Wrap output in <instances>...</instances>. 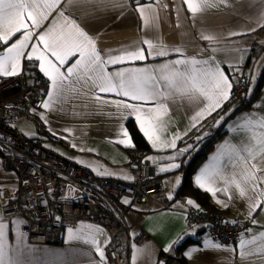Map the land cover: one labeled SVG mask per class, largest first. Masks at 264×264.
<instances>
[{
	"label": "crops",
	"instance_id": "1",
	"mask_svg": "<svg viewBox=\"0 0 264 264\" xmlns=\"http://www.w3.org/2000/svg\"><path fill=\"white\" fill-rule=\"evenodd\" d=\"M152 4L155 8V26L145 28L140 14L136 11L137 5ZM63 12L69 21H74L90 37L96 41L97 50L100 51L105 59L109 55H119L121 50H133L139 46L145 49L143 61H125L121 64H108L105 66L107 72H115L122 68H143L157 66L177 59L195 58L198 61H208V66L219 65L224 74L232 82L236 78L243 76V68L247 62L251 49L256 43L263 44V50L250 64L247 74L251 77L250 81L256 79L264 66V21L259 20L261 11L260 0H227L226 3L218 4L216 7L206 9L203 13L193 18L188 11L187 5L183 0H61V4L56 11L44 20L39 28L33 29L32 40L24 49L25 56L22 62L31 52V45L37 44L38 51H42L44 46L38 40V34L46 31L54 22L61 21L58 12ZM149 14L151 12L149 11ZM31 28V22L25 21ZM251 29V30H250ZM231 32L240 33L239 35H229ZM201 33L211 34L216 37L209 41L201 38ZM23 30L17 33L7 43L0 42V54H3L7 47L16 40H19ZM145 39H151L166 46L167 56H148V46L142 43ZM175 49H180L179 52ZM79 58V54L70 57L64 65H59L51 54L48 59L52 60L61 71L66 72ZM35 59V56L33 57ZM40 70V61L35 59ZM47 67V65H45ZM183 70L184 66L177 65ZM201 67V65H197ZM20 70V69H19ZM19 72V71H18ZM40 73L48 84V92L51 90V80L40 70ZM78 91H69L63 97L57 98L49 109L41 108L33 113L28 119L34 123V128L30 136L19 130L17 124L15 128L28 137L35 136L36 126L39 124L45 128L44 145L53 149L63 157L86 167L92 174L98 177H113L121 180L132 181L136 178L137 168L136 159L147 160L158 167L160 183L165 191L167 204L162 205L155 201H148L140 206L143 213L142 226L148 236L137 238L138 228L131 226L125 234L124 245L128 257V264H168V257L183 258L185 264H242L239 256V241L241 238L248 239L252 235L264 232V206L258 208L249 218L247 201L239 197L236 193L229 194L217 192L212 193L199 188L195 184V177L200 170L212 163L211 158L217 153L220 145L226 141L231 144L241 146L246 141L245 134L233 132L232 128L243 121L246 114L264 116V83L255 102L248 108L240 110L232 116L225 125V132L216 140L214 149L198 167L192 176L193 184L200 190L206 192L210 202L215 208L214 212L224 214L233 222H247V227L242 233L243 236L234 243H219L209 238L205 226L191 222L185 210L191 206H199L197 202L187 196L179 197L175 195L178 185L175 183L176 177L182 181L186 164L192 157L194 150L199 146V142L190 141L191 137L198 130V137L214 128L215 123L222 120L231 112L232 101L223 102L211 115L205 114L202 119L193 121L204 103L189 102L185 98L167 99L168 112L164 116L163 122L166 125L162 132V138L171 140L176 138L175 148H153L148 137L141 130L135 115H129L127 110L118 109L111 101H126L130 104H143L145 108L154 106V102L144 104L142 101H133L128 97L118 96L115 93H100L97 89L90 86H83V82L76 85ZM233 92V86L231 94ZM230 94V97H231ZM102 98L101 101L96 99ZM48 99V93L45 100ZM103 101H109L104 103ZM123 113V117L122 114ZM43 117V118H42ZM223 118V119H222ZM132 119L139 132L150 147L148 153L143 156L134 154V146L127 147L119 143L120 139H125L121 134V125L127 130V120ZM19 121V120H18ZM220 122V123H221ZM219 123V124H220ZM47 141V143H46ZM132 144L133 140L131 138ZM53 145H58L57 149ZM75 145V147H73ZM191 146V147H189ZM181 149H188L181 155L177 152ZM61 152H64L63 155ZM175 156L174 161L165 159ZM147 157H154L149 160ZM138 160V159H137ZM179 163V169L162 172L161 168L169 163ZM240 171V167L235 169L229 167L227 172ZM100 172L111 173L110 175H99ZM129 177V178H125ZM17 174L12 170L4 169L0 162V190H4L5 198H0V217L7 224V242L15 247L18 232H21V225L24 219L21 215L3 216L6 206L11 204L13 195L18 185ZM181 183V182H180ZM213 187H222L223 182H219ZM264 188V184L261 185ZM171 196V199H169ZM191 199L195 203L189 205L187 200ZM224 201L228 207H223L217 201ZM255 220L256 223H252ZM13 221H17L14 223ZM93 226V230L99 228L102 235L97 233L101 241L109 240L114 231V224L100 220L83 218L77 224L65 227L62 239L59 244H35L30 243L24 234V245L31 249L29 259L31 264H108L104 248L105 260L100 261L95 249L82 241L69 240L68 229L82 228L85 232L89 231L87 226ZM249 229L251 231H249ZM191 240L182 252L175 254L174 247L182 239ZM206 240L219 243L226 248L236 251H228L226 248L211 249L205 248ZM170 246V247H169ZM168 249L165 251V249ZM193 249L191 257L186 255ZM136 256L135 262L133 256ZM255 260V257L251 258ZM251 264V261L245 262ZM259 264V261H256Z\"/></svg>",
	"mask_w": 264,
	"mask_h": 264
},
{
	"label": "snow or ice",
	"instance_id": "2",
	"mask_svg": "<svg viewBox=\"0 0 264 264\" xmlns=\"http://www.w3.org/2000/svg\"><path fill=\"white\" fill-rule=\"evenodd\" d=\"M69 3L73 0H68ZM188 11L193 18L203 13L206 9L216 7L218 4L226 3L227 0H183ZM61 0H0V42L7 43L9 39L20 33L23 34L19 40L6 48L0 54V75L15 76L20 69L21 58L25 56L24 49L28 47L29 41L33 37V29L39 28L44 20L58 9ZM261 11L259 20L264 21V0H260ZM136 11L140 14L145 28L155 26L156 15L152 4L137 5ZM149 11L151 14H149ZM61 21L54 22L46 31L38 34V40L43 44L42 51H38V45H31V52L27 54V59L40 61V70L49 76L51 80V90L48 92V99L43 101L42 107L49 109L59 97H63L66 92L78 91L76 85L83 82V86L95 88L100 93H115L118 96L128 97L133 101H142L144 104L154 102V106L145 108L143 104H130L126 101H111L118 109L128 111L129 115H135L145 136L148 137L153 148H175L176 138L165 140L162 132L166 125L163 117L167 115V99L185 98L189 102L204 103V107L192 117L193 121L202 119L205 114L211 115L213 111L220 108L223 102L230 99L232 82L224 74L218 64L208 66V61H198L195 58L177 59L167 63L143 67V68H122L115 72H107L105 66L108 64H121L125 61H143L145 49L135 47L133 50L123 49L119 55H109L106 59L97 50L96 41L90 37L83 29L69 21L64 13L58 12ZM31 22V28L25 21ZM251 30V29H250ZM231 32L229 35H239ZM201 38L209 41L216 39L214 35L201 33ZM148 46V56H167L166 46L151 39L142 41ZM179 52L180 49H175ZM51 54L59 65H64L70 57L79 54V58L67 71H61L52 60L48 59ZM47 65V67L45 66ZM184 66L183 70L176 66ZM201 65V67H197ZM101 101L102 98L97 96ZM109 103V101H103ZM123 117V113L121 114ZM43 118V117H42ZM233 132L245 134L246 141L237 146L226 141L220 145L217 153L211 158L212 163L205 165L200 173L195 177V184L205 191L229 194L236 193L240 198L247 201L249 218L258 208L264 206V116L246 114L243 121L232 128ZM121 134L125 139L118 142L127 147H133L131 138L126 129L121 125ZM75 147V145H73ZM191 147V146H189ZM188 149H181L177 155H181ZM175 156L165 159L174 161ZM154 160V157H147ZM240 167V171L227 172L229 167L235 169ZM179 163H169L160 171H170L179 169ZM99 175H110L111 173L100 172ZM126 179L129 177H125ZM223 182L222 187H213L219 182ZM180 177H176L175 183L180 184ZM66 199L69 197H65ZM171 199V196H169ZM125 203L129 201L125 199ZM189 205H194V201L187 200ZM223 207H228L227 203L218 200ZM16 223L17 221H13ZM234 223V222H233ZM252 223H256L252 220ZM7 224L0 217V264H31L29 259L31 249L24 243V234L18 232L17 243L12 247L7 242ZM89 231L85 232L83 227L78 229H68V239L82 241L91 245L100 257V261L105 260L104 248L97 233L103 234L102 230L93 226H87ZM249 231H251L249 229ZM243 236V234H242ZM205 248L221 249L226 248L219 243L206 240ZM170 247V246H169ZM239 256L242 264L251 261V264H264V232L252 235L248 239L241 238L239 241ZM168 249L166 248L165 251ZM228 251H236L226 248ZM193 249L186 253L191 257ZM255 257V260L251 258ZM136 256H133L135 262Z\"/></svg>",
	"mask_w": 264,
	"mask_h": 264
},
{
	"label": "built area",
	"instance_id": "3",
	"mask_svg": "<svg viewBox=\"0 0 264 264\" xmlns=\"http://www.w3.org/2000/svg\"><path fill=\"white\" fill-rule=\"evenodd\" d=\"M242 90V79L236 78L232 93L238 96ZM47 93L48 84L35 59L25 58L15 76L0 75V162L18 178L3 216L21 215V232L35 244H59L64 228L83 218L113 223L114 231L105 246L108 264H128L125 234L135 226L137 238L148 236L142 226V211L133 208L148 201L167 204L158 167L139 160L132 181L98 177L45 146L46 131L41 125L36 126L35 136L24 135L15 124L21 116L30 117L41 109ZM0 198H5L4 190H0ZM185 212L191 222L205 226L209 238L222 244L236 242L248 224L233 223L224 214L201 206L188 207Z\"/></svg>",
	"mask_w": 264,
	"mask_h": 264
},
{
	"label": "trees",
	"instance_id": "4",
	"mask_svg": "<svg viewBox=\"0 0 264 264\" xmlns=\"http://www.w3.org/2000/svg\"><path fill=\"white\" fill-rule=\"evenodd\" d=\"M263 50V44L256 43L248 56L247 62L243 68V76H242V92L240 95L235 96L233 93L229 99L233 101L235 98L240 97L239 103L231 110V112L222 120L220 125L216 128H212L211 130L202 134L198 137L197 132L191 137L190 141L199 142V146L194 150L192 157L186 164L185 172L182 177L181 183L175 190V195L179 197H191L193 198L199 206L206 208L208 210H214L212 203L210 202V198L208 194L199 188H197L192 182V176L198 167L202 164V162L207 158L209 153L214 149L216 140L225 132V125L228 120L234 116L240 110L246 109L250 107L255 100L258 98L261 86L264 83V66L261 69L259 75L255 80L250 81V76L247 74V69L250 66L251 62L259 56L261 51ZM127 128L131 135V138L134 143L133 152L136 156H143L149 152L150 147L147 144L146 140L143 138L141 133L139 132L137 126L133 122L132 119L127 120ZM138 159V160H137ZM136 159V163H139V158ZM136 164V165H137ZM191 240L187 238L182 239L178 244L175 245L174 251L175 254L178 255L182 252L183 247H186ZM166 262L168 264H185L183 258H171L168 257Z\"/></svg>",
	"mask_w": 264,
	"mask_h": 264
},
{
	"label": "rangeland",
	"instance_id": "5",
	"mask_svg": "<svg viewBox=\"0 0 264 264\" xmlns=\"http://www.w3.org/2000/svg\"><path fill=\"white\" fill-rule=\"evenodd\" d=\"M261 57H263L264 58V54H263V56H261ZM239 101H240V97H237V98H235L232 102V106L230 107V109L228 110V112H230L238 103H239ZM223 119V118H222ZM221 122V117H220V119L215 123V125L216 126H214V128H216V127H218ZM17 126H18V128H19V130L20 131H22L23 133H25L26 135H28V136H30L31 134H32V130H33V128H34V123L30 120V119H28V117L27 116H21L20 118H19V121H18V124H17ZM46 143H47V141H46ZM57 146L58 145H53V147L54 148H56L57 149ZM63 155L65 154L64 152H61ZM125 199H127L126 197H124V196H122L121 197V200H122V202L123 203H125L124 201H125ZM128 200V199H127ZM129 203V202H128ZM128 203H125V204H127L128 205ZM133 209H135V210H140L141 211V209H140V207H137V208H133ZM129 214L131 215V216H134L135 215V211L134 210H129Z\"/></svg>",
	"mask_w": 264,
	"mask_h": 264
},
{
	"label": "water",
	"instance_id": "6",
	"mask_svg": "<svg viewBox=\"0 0 264 264\" xmlns=\"http://www.w3.org/2000/svg\"><path fill=\"white\" fill-rule=\"evenodd\" d=\"M132 168H137V165L136 166L134 165Z\"/></svg>",
	"mask_w": 264,
	"mask_h": 264
}]
</instances>
